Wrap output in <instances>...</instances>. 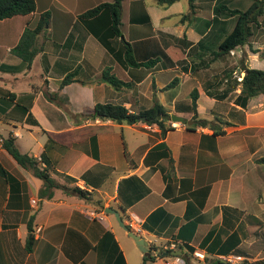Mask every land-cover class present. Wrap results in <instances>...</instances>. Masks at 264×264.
I'll return each mask as SVG.
<instances>
[{
  "label": "crops",
  "instance_id": "crops-1",
  "mask_svg": "<svg viewBox=\"0 0 264 264\" xmlns=\"http://www.w3.org/2000/svg\"><path fill=\"white\" fill-rule=\"evenodd\" d=\"M111 1L35 0L33 12L0 20V134H13L23 153L44 154L61 185L92 195L85 200L54 188L51 197H41L43 180L0 143V264H141L144 253L106 207L125 225L130 214L139 217L140 236L157 248L154 254L174 244L203 252L206 262L264 264V94L242 108L233 101L240 86L231 89L227 81L241 63L264 70V42L257 48L250 42L255 34L264 38L262 18L248 43L235 48L243 56L249 48L261 64L249 66L245 57L231 67L230 54L213 58L233 27L234 17L217 10L229 0L166 6L122 0L121 37L144 63L125 65L88 33L81 17ZM44 12L49 16L41 19ZM112 43L121 48L118 38ZM19 45L24 55L35 52L30 62L19 55ZM106 68L127 85L115 89L101 81ZM74 70L75 80L60 86ZM185 79L194 83L181 96ZM193 89L199 117L221 119L214 128L223 133L185 123L172 128L169 120L171 129L163 133L142 121L83 116L96 103L137 113L157 100L167 113L190 119ZM45 92L56 95L49 99ZM150 264L164 262L157 256Z\"/></svg>",
  "mask_w": 264,
  "mask_h": 264
},
{
  "label": "trees",
  "instance_id": "trees-1",
  "mask_svg": "<svg viewBox=\"0 0 264 264\" xmlns=\"http://www.w3.org/2000/svg\"><path fill=\"white\" fill-rule=\"evenodd\" d=\"M121 1L122 0H113L111 2H98L95 6L86 9L82 12L81 17L83 18L84 25L88 33L93 35L97 41L106 49V51L115 58L119 63L129 64V65H142L143 62H138L133 57L130 44L122 38L120 31V14H121ZM160 6L169 5L178 0H154ZM192 2L193 0H189ZM36 8L35 0H0V20L12 17L14 15H25L33 12ZM224 9L228 15L235 18V23L232 29L226 33L220 42L217 45V49L213 52V58L227 56L235 48H242L245 44L248 43L249 38L253 34V29L259 27L261 24V19L264 22V0H251L250 4L243 10L241 9H231L228 8L225 3L220 4L217 10ZM42 18H48L49 14L44 12ZM46 20V19H45ZM42 21L41 23H45ZM41 24V25H42ZM118 38L121 43V48L116 49L112 43L113 39ZM21 45L18 47L19 55L26 61L30 62L35 54V52H29L28 55H24L21 52ZM152 62V60H149ZM242 62V59H240ZM148 62H145L147 64ZM240 71L238 75L232 77L233 69L228 74L227 81L231 80V89H234L236 86H240V91L237 93L233 99L234 103L245 108L248 101L260 94H264V70L258 68H251L247 65L240 64ZM76 70L67 73L62 80L60 81V86L68 84L75 80ZM100 80L109 84L115 89H119L122 86H126L127 83L118 79L114 74H111L109 68H106L102 71ZM172 80L170 84L174 83ZM168 84V85H170ZM207 91V90H206ZM207 94L211 96L212 94L207 91ZM45 95L49 99H53L56 94L45 92ZM197 90L193 89L190 93L191 103L189 105L190 110L193 112L192 117L190 118L193 122L192 124L185 123L187 128L194 126H209L214 134H220L215 130L216 122L221 123V119H207L199 117L197 112ZM225 97V96H223ZM27 110V108H25ZM166 109L162 106L157 100H153V104L144 110H140L137 113L130 112L124 105L115 104L111 102L105 103H96L94 107L83 114L85 118L88 119H101L106 120L110 119L117 123H136L139 121L145 122L149 125H157L163 133H165L169 127L165 126V123L168 121L161 118L163 113H166ZM80 115V114H72ZM31 118V116H29ZM143 117V120H141ZM35 123V120H33ZM228 123V122H224ZM1 146L5 149L15 161L24 168L31 170V172L43 180V187L40 189L41 197H51L52 190L54 188H62L64 191L75 194L85 200H92V195L84 189L79 188L78 186H66L61 185L55 181L50 172L52 171L51 163L46 159V156L42 154L40 160L36 157H33L27 153L21 152L16 144L15 136L9 134L7 136H2ZM264 163V157L259 159ZM42 162L45 163L44 166ZM47 163V164H46ZM2 172L5 174V171L2 169ZM178 249L182 250V257L184 259V264H220L221 260H211V261H198L193 256L194 249L191 246H178ZM160 252H156L157 248L151 246V249L143 254L142 263L147 264L149 261L155 260L157 256L161 258H171L174 255L168 254L167 256H162V249ZM170 252L171 250H166Z\"/></svg>",
  "mask_w": 264,
  "mask_h": 264
},
{
  "label": "rangeland",
  "instance_id": "rangeland-1",
  "mask_svg": "<svg viewBox=\"0 0 264 264\" xmlns=\"http://www.w3.org/2000/svg\"><path fill=\"white\" fill-rule=\"evenodd\" d=\"M244 2V4H243ZM251 2V0H229L227 1V3H225V5H228V7L230 8H244V6H246L247 4H249ZM221 4H223L222 1H220ZM241 4V5H240ZM181 18V17H180ZM230 24L234 25L235 23V18L230 19ZM250 42L253 45V48H257V46L259 47L260 44H263L264 42V38L263 37H259L258 35H253L250 38ZM247 48V47H246ZM253 53L249 50V48L246 49L245 52V56H243V53L238 51L237 49H233L230 53L231 58L229 59L231 67H236V65H238V63L240 62V59L242 58L245 59L246 57V63L248 62L249 66H253V65H260V61L258 59H256L255 56L252 55ZM259 58V57H258ZM245 61V60H244ZM235 75H238V72H234L232 73V76L234 77ZM194 82H192L190 79H188L186 81V79L184 80V82L182 83L183 85H181L180 87V94L181 96H186L187 91L189 90L188 87L192 86ZM201 104V110L203 111H207L206 109L209 107V105L207 104L206 101L201 100L200 101ZM205 108V109H204ZM1 126H3V124H1ZM264 232V231H263ZM261 248H264V245L261 246ZM141 252V251H139ZM154 253V252H153ZM165 258H162L163 262H164ZM151 261H149L147 264H150Z\"/></svg>",
  "mask_w": 264,
  "mask_h": 264
},
{
  "label": "built area",
  "instance_id": "built-area-1",
  "mask_svg": "<svg viewBox=\"0 0 264 264\" xmlns=\"http://www.w3.org/2000/svg\"><path fill=\"white\" fill-rule=\"evenodd\" d=\"M181 123H177V122H171V127H181ZM146 128H149V125L146 124L145 125ZM0 143H1V138H0ZM40 160V157L38 158ZM42 165L44 166V163L42 162ZM85 214L87 217L89 218H97L98 220H102V215L101 214H95L92 211H87L85 210ZM141 220L139 217H137L134 214H130V216L127 219L126 222V226L128 227L129 230H131L133 233L140 235L141 233V226H140ZM175 249V245L174 244H170L169 246L163 247L162 250L166 251V250H172ZM193 256L196 260L198 261H203L205 258V255L203 252L199 251V250H194L193 251ZM225 261L231 262L232 260L228 257H224ZM164 264H184V259L182 257V255H174V257L171 258H165L164 259Z\"/></svg>",
  "mask_w": 264,
  "mask_h": 264
},
{
  "label": "water",
  "instance_id": "water-1",
  "mask_svg": "<svg viewBox=\"0 0 264 264\" xmlns=\"http://www.w3.org/2000/svg\"><path fill=\"white\" fill-rule=\"evenodd\" d=\"M161 118L169 120L171 122H177V123L192 124V122H193L191 119H187L183 116H180V115H177L174 113H167V112L163 113L161 115ZM141 120H143V117ZM104 211L106 213H112L115 216L119 226L121 228H123L124 230H126L128 232V235L135 240V244L137 245L138 249L141 252L145 253L151 249V246L140 235L135 234L131 230L128 229V227L123 223L119 213L116 210H114L111 207H106L104 209ZM168 254H170V255H182V251L180 249H172L170 252L165 251L162 254V256H167Z\"/></svg>",
  "mask_w": 264,
  "mask_h": 264
}]
</instances>
